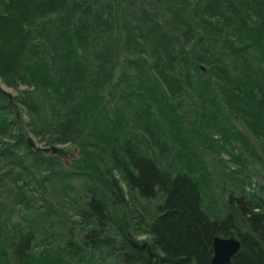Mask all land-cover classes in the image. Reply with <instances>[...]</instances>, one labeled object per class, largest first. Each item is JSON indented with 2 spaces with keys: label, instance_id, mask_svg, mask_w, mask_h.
<instances>
[{
  "label": "trees",
  "instance_id": "1",
  "mask_svg": "<svg viewBox=\"0 0 264 264\" xmlns=\"http://www.w3.org/2000/svg\"><path fill=\"white\" fill-rule=\"evenodd\" d=\"M0 79L23 87L18 118L0 96V180L19 182L0 264H210L231 231V264H264V187L238 178L218 215L196 145L241 173L250 149L232 118L264 152V0H0ZM29 134L79 158L36 152ZM55 226L64 244L39 238Z\"/></svg>",
  "mask_w": 264,
  "mask_h": 264
},
{
  "label": "rangeland",
  "instance_id": "2",
  "mask_svg": "<svg viewBox=\"0 0 264 264\" xmlns=\"http://www.w3.org/2000/svg\"><path fill=\"white\" fill-rule=\"evenodd\" d=\"M113 72V78L112 81L116 80V77L120 74V71L118 70V66ZM0 85L8 92H10L13 97L20 93L19 90H23V87H20L18 91L12 87L7 86L1 79H0ZM187 98L185 99V101ZM230 122L236 127V129L242 133V135H245L247 137V146L250 149V153H244V159L246 162V168H243L240 172H236V174L232 173L234 171H237V167L230 161V156L227 152L224 151H218L217 146L215 144L210 145L211 149L209 148L208 144L204 141H201L197 143V147L199 151L202 154L203 159L206 161L208 165V169L211 173V176L209 177V182H207V188H206V194H205V204L207 208H211L214 210L215 213L218 215H224L226 211L229 209V202L228 197L231 192V190H237L239 179L243 176H248L247 182H251L252 184L246 183L244 189L247 192H260V188L264 187V152L262 151V145L259 141H257L254 136L247 130V127L242 121L235 120L230 118ZM29 136L34 140V142L41 147H44V144L41 142H37L35 138H33L30 134ZM69 145V144H67ZM236 146V149L233 151L234 153H238L242 151V147ZM214 149V150H212ZM79 152V149H78ZM250 154V155H249ZM79 154L77 153L76 158L78 159ZM73 159L63 160L61 159L66 165L70 166ZM4 168L6 169L5 165L0 162V171L3 172ZM240 170V169H238ZM243 171V172H242ZM239 178V179H238ZM17 184L19 182H15L12 177L4 175L3 178L0 180V207H3L1 204L4 203L5 205L11 202L15 194L17 193ZM35 191L37 192L36 195L41 198V194L38 193V191H41L40 187L35 186ZM238 192V191H236ZM236 194V193H235ZM41 200V199H40ZM39 200V201H40ZM42 201V200H41ZM137 202L141 205L145 204V201L142 199H137ZM40 204V202H39ZM154 203H150V205L153 206ZM133 205V204H132ZM130 205L131 208L133 206ZM7 207L2 208V212L0 214V227H3V224H6V228H9L12 223H16L19 219V216L17 212L7 210ZM3 223V224H2ZM55 231L53 232L54 235H56L54 238L51 236L48 237V235L41 231L39 232V238L40 239H48L52 240L53 242H62L65 243L66 240H68L67 237H64L65 234H67V231L64 232L62 235L63 230L60 228V226H55ZM74 234H77V230H73ZM3 236V235H2ZM1 236V240H3V237ZM67 238V239H66ZM72 239L77 240V235H72ZM137 240H143L145 236H137ZM10 249V247H6V249ZM40 247H37L35 250H40ZM9 261H12L9 258ZM111 262V260H109Z\"/></svg>",
  "mask_w": 264,
  "mask_h": 264
},
{
  "label": "water",
  "instance_id": "3",
  "mask_svg": "<svg viewBox=\"0 0 264 264\" xmlns=\"http://www.w3.org/2000/svg\"><path fill=\"white\" fill-rule=\"evenodd\" d=\"M0 96L6 98L10 106L14 108L15 116L19 117V110L13 103V95L6 91L0 85ZM28 148L43 154L58 156L64 160L76 158L78 148L72 144L69 145H51L47 147L38 146L34 140L28 136L26 138ZM241 244L234 231L229 232L227 236H216L212 241L213 254L210 264H231L233 257L240 251Z\"/></svg>",
  "mask_w": 264,
  "mask_h": 264
}]
</instances>
